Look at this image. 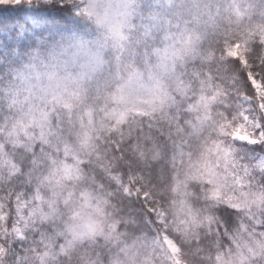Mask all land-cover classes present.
<instances>
[{
    "label": "snow or ice",
    "instance_id": "obj_1",
    "mask_svg": "<svg viewBox=\"0 0 264 264\" xmlns=\"http://www.w3.org/2000/svg\"><path fill=\"white\" fill-rule=\"evenodd\" d=\"M63 2L95 38L0 75V264H264V0Z\"/></svg>",
    "mask_w": 264,
    "mask_h": 264
},
{
    "label": "trees",
    "instance_id": "obj_2",
    "mask_svg": "<svg viewBox=\"0 0 264 264\" xmlns=\"http://www.w3.org/2000/svg\"><path fill=\"white\" fill-rule=\"evenodd\" d=\"M78 23L72 5L63 0L0 5V75L8 72L12 62L42 51L53 36L72 30Z\"/></svg>",
    "mask_w": 264,
    "mask_h": 264
},
{
    "label": "clouds",
    "instance_id": "obj_3",
    "mask_svg": "<svg viewBox=\"0 0 264 264\" xmlns=\"http://www.w3.org/2000/svg\"><path fill=\"white\" fill-rule=\"evenodd\" d=\"M184 2L188 5H190L191 0H184ZM206 5L210 6L211 11L213 13L216 12V9L218 7L221 9H223L225 7L224 0H200L201 8H204ZM78 6H79L78 2L74 3L72 5L73 9L75 10V13H76V8ZM76 19L79 22L76 27H74L70 31L61 32L58 35L53 36L52 39L50 40V42L48 43L47 47L44 48L42 51L50 50L53 45H56L57 47H59L60 45L67 46V45H70L72 43H76V42L80 41L81 39H84V40L94 39L95 35H96V29H95V25L92 23V21L83 15L78 16L77 14H76ZM252 22L254 24L259 23V19L256 18ZM243 23L245 25H247L248 19L245 18L243 20ZM218 24H219V31H221V32L224 30L225 27H228L230 30L235 31L234 26L228 25V22L226 19L220 20L218 18ZM237 38L238 37L234 36L233 40H235ZM219 39H220V37L214 35L213 30L211 28H209L207 35L204 37V39L202 41V44L205 48L209 47L210 45L215 47L217 45L214 43V41H217ZM256 151H257V153L264 155V151H261V149L260 150L256 149ZM86 211L87 210H83L81 212V215L82 216L86 215ZM187 264H200V260L197 257H195L193 254L188 253Z\"/></svg>",
    "mask_w": 264,
    "mask_h": 264
}]
</instances>
